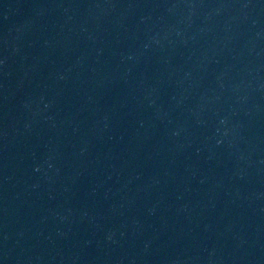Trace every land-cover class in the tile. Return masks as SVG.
<instances>
[{
	"label": "water",
	"instance_id": "95a60500",
	"mask_svg": "<svg viewBox=\"0 0 264 264\" xmlns=\"http://www.w3.org/2000/svg\"><path fill=\"white\" fill-rule=\"evenodd\" d=\"M0 264H264V0H0Z\"/></svg>",
	"mask_w": 264,
	"mask_h": 264
}]
</instances>
